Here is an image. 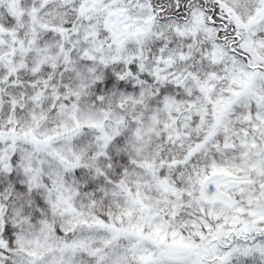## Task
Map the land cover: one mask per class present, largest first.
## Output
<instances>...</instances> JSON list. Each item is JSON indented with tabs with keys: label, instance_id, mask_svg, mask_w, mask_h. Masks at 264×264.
<instances>
[{
	"label": "snow or ice",
	"instance_id": "6c2138e0",
	"mask_svg": "<svg viewBox=\"0 0 264 264\" xmlns=\"http://www.w3.org/2000/svg\"><path fill=\"white\" fill-rule=\"evenodd\" d=\"M0 264H264V0H0Z\"/></svg>",
	"mask_w": 264,
	"mask_h": 264
}]
</instances>
